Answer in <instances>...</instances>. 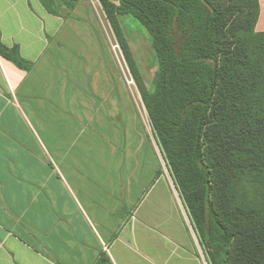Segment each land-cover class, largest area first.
Returning <instances> with one entry per match:
<instances>
[{
    "label": "crops",
    "instance_id": "0c3cea01",
    "mask_svg": "<svg viewBox=\"0 0 264 264\" xmlns=\"http://www.w3.org/2000/svg\"><path fill=\"white\" fill-rule=\"evenodd\" d=\"M81 7L0 0L27 62L0 53V264H207L142 97L147 122L106 50L64 49Z\"/></svg>",
    "mask_w": 264,
    "mask_h": 264
},
{
    "label": "trees",
    "instance_id": "16d2710c",
    "mask_svg": "<svg viewBox=\"0 0 264 264\" xmlns=\"http://www.w3.org/2000/svg\"><path fill=\"white\" fill-rule=\"evenodd\" d=\"M89 0H41L68 18ZM209 264H264V32L259 0H98ZM65 8L66 13L62 12ZM147 30L148 88L121 16ZM0 53L21 67L19 49ZM96 264H111L102 254Z\"/></svg>",
    "mask_w": 264,
    "mask_h": 264
},
{
    "label": "rangeland",
    "instance_id": "374dc122",
    "mask_svg": "<svg viewBox=\"0 0 264 264\" xmlns=\"http://www.w3.org/2000/svg\"><path fill=\"white\" fill-rule=\"evenodd\" d=\"M81 11H76L75 19L76 32L74 34V44L65 47V50H106V59L108 70L106 73L113 74L116 78L120 76L124 88L128 94L137 99L139 107V115L147 122V113L141 100V93L137 82L134 80L128 63L123 55L122 50L115 48L117 40L115 34L102 10L98 0H89L81 4ZM66 9L62 8V12L66 13ZM121 24L131 47L133 56L137 66L142 74L143 81L148 88H152L153 80L158 69V60L156 52L152 46L150 36L143 25H141L132 15L121 16ZM82 44L80 43V41ZM94 43H91L92 40ZM79 42H78V41ZM102 52V51H101ZM103 57V55L101 56ZM111 63V64H109ZM118 73V76H117ZM116 91L117 87H116ZM118 93V92H116ZM147 124V123H146ZM202 257H206L204 250L201 248ZM205 263L206 259L204 260ZM208 264V263H207Z\"/></svg>",
    "mask_w": 264,
    "mask_h": 264
},
{
    "label": "built area",
    "instance_id": "2783aa9c",
    "mask_svg": "<svg viewBox=\"0 0 264 264\" xmlns=\"http://www.w3.org/2000/svg\"><path fill=\"white\" fill-rule=\"evenodd\" d=\"M115 48H119V50L121 51L120 45L117 42V45H115Z\"/></svg>",
    "mask_w": 264,
    "mask_h": 264
}]
</instances>
